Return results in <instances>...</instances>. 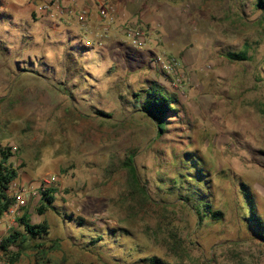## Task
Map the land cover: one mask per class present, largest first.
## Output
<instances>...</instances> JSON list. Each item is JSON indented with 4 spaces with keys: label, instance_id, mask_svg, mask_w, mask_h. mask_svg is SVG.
I'll list each match as a JSON object with an SVG mask.
<instances>
[{
    "label": "rangeland",
    "instance_id": "1",
    "mask_svg": "<svg viewBox=\"0 0 264 264\" xmlns=\"http://www.w3.org/2000/svg\"><path fill=\"white\" fill-rule=\"evenodd\" d=\"M8 3L0 0V147L12 153L13 182L41 191L46 175L59 179L52 207L39 213L36 195L21 213L48 233L32 238L16 223L23 237L0 248V264H264L257 0H159L166 32L145 26L149 47L182 59L185 93L151 70L147 50L87 46L83 33L70 41L50 29L53 18L14 15ZM241 50L247 60L226 56ZM154 82L178 99L157 121L142 104ZM10 230L1 224L0 236Z\"/></svg>",
    "mask_w": 264,
    "mask_h": 264
},
{
    "label": "built area",
    "instance_id": "2",
    "mask_svg": "<svg viewBox=\"0 0 264 264\" xmlns=\"http://www.w3.org/2000/svg\"><path fill=\"white\" fill-rule=\"evenodd\" d=\"M45 13L53 19L64 18L66 9L59 3L54 2L43 7ZM87 10L79 15L81 29L85 34L84 42L87 46L99 47L104 45V40L115 34L124 45L132 46L139 50H147L149 56V66L153 71H159L164 76V83L172 89L185 93L186 76L183 70L182 59L172 53L161 49L149 47L150 35L145 26L127 24L119 20L114 8L104 11L97 25L91 27L87 23ZM83 40V39H82ZM56 174H48L43 178L40 190L52 187L58 181ZM41 191L34 190L30 186L19 185L12 182L9 194L15 197V202L2 215H0V225L12 228L17 219L22 216V209L27 200L32 196H40ZM3 237L0 236V244Z\"/></svg>",
    "mask_w": 264,
    "mask_h": 264
},
{
    "label": "crops",
    "instance_id": "3",
    "mask_svg": "<svg viewBox=\"0 0 264 264\" xmlns=\"http://www.w3.org/2000/svg\"><path fill=\"white\" fill-rule=\"evenodd\" d=\"M12 12L15 14L27 15L32 17L34 21H42L49 19L43 7L47 4L59 2L65 9L64 18L48 20L50 29L65 34L73 41L78 36L82 40L79 15L83 10H87V23L93 27L98 24L104 11H109L112 7L119 20L133 25L161 26L166 32V27L163 22L162 6L159 0H8ZM156 2V3H155ZM163 5V4H162ZM148 8V9H147ZM157 12L155 13V10ZM165 24V23H164ZM151 27V28H152ZM175 31L180 32L181 26L175 27ZM176 32V34H178ZM76 41V40H75ZM124 45L118 37L113 34L104 40V45L101 48L115 47L120 51V46ZM74 48L77 45L73 46ZM72 48V47H71ZM76 49V48H75ZM118 55L116 56V58ZM13 228V227H12ZM10 228V229H12Z\"/></svg>",
    "mask_w": 264,
    "mask_h": 264
},
{
    "label": "trees",
    "instance_id": "4",
    "mask_svg": "<svg viewBox=\"0 0 264 264\" xmlns=\"http://www.w3.org/2000/svg\"><path fill=\"white\" fill-rule=\"evenodd\" d=\"M257 5L264 10V0H257ZM226 56L231 60L243 61L249 58L247 50H241L238 52L229 51ZM145 98L143 105L145 111L156 121L161 118L168 116L169 112L174 111V104L177 103L178 99L174 96H170L166 89L154 82L150 85L145 92ZM141 98V97H140ZM12 156L10 149H3L0 147V215H2L11 205L15 202V197L9 194V188L11 183L18 177V171L12 164L9 163V159ZM131 174L136 175V167L134 164L133 156L129 157L128 161L125 162ZM56 188L50 187L41 191V205L38 208L39 213L53 206L55 200ZM218 218L222 217L221 211H216ZM70 217V216H69ZM71 218V217H70ZM255 219V218H254ZM261 225L263 221L261 218L256 219ZM252 221V220H250ZM22 225L25 234L32 238L43 237L44 234L48 233V225L46 222L39 224H32L29 219V215L23 214L17 219V223ZM23 237L20 230L12 228L7 236L2 239L0 248L7 251L11 245H17V239ZM149 264H164L160 258L152 257L146 259Z\"/></svg>",
    "mask_w": 264,
    "mask_h": 264
}]
</instances>
